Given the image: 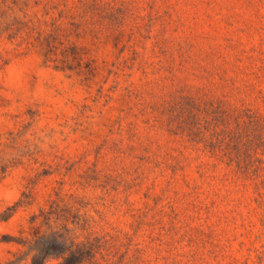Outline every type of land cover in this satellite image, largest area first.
I'll use <instances>...</instances> for the list:
<instances>
[{
    "label": "rangeland",
    "instance_id": "374dc122",
    "mask_svg": "<svg viewBox=\"0 0 264 264\" xmlns=\"http://www.w3.org/2000/svg\"><path fill=\"white\" fill-rule=\"evenodd\" d=\"M73 239L264 264V0H0V264Z\"/></svg>",
    "mask_w": 264,
    "mask_h": 264
},
{
    "label": "trees",
    "instance_id": "16d2710c",
    "mask_svg": "<svg viewBox=\"0 0 264 264\" xmlns=\"http://www.w3.org/2000/svg\"><path fill=\"white\" fill-rule=\"evenodd\" d=\"M66 241L60 245L61 247L53 242L47 244L44 250H39L32 256L30 264H47L46 257L49 254L61 259L56 264H84L93 258L94 247L90 242H77L75 239L70 242Z\"/></svg>",
    "mask_w": 264,
    "mask_h": 264
}]
</instances>
